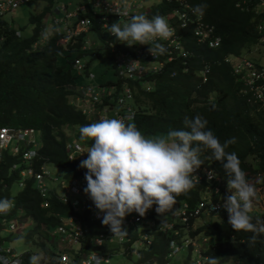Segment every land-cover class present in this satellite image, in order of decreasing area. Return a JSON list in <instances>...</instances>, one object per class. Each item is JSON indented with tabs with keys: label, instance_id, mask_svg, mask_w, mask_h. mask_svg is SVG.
I'll use <instances>...</instances> for the list:
<instances>
[{
	"label": "trees",
	"instance_id": "1",
	"mask_svg": "<svg viewBox=\"0 0 264 264\" xmlns=\"http://www.w3.org/2000/svg\"><path fill=\"white\" fill-rule=\"evenodd\" d=\"M191 2L195 7L207 5L204 15L215 25L221 37L220 42L217 46H209L197 41L191 31L183 30L182 40L188 50L187 56L179 55L165 60L160 71L146 75L152 80V88L149 90L143 87L139 79H124L119 73L115 52L124 49V44L110 35L97 17H92L89 29L78 35L67 47L61 40L62 33L54 32L48 39L42 35L47 26L54 28L51 24L56 13L51 8L53 0H47V4L38 12L30 14L33 23L30 34L22 33L7 19L1 18L0 124L34 127L39 136L38 153L42 158L64 167L66 178L85 176L87 169L80 168V163L68 157L66 144L74 138L63 126L75 125L79 133L81 126L95 122L74 100L80 94L77 85L94 81L95 78L90 79L87 75L89 70L92 71L88 65L98 54L95 49L102 47L115 66L117 78L101 83L114 85V95L122 83H130L134 88L135 114L126 123H134L146 137L152 138L159 133L184 129L186 117L192 119L200 115L208 121L207 128L212 130L222 144L235 138V142L226 151L238 155L246 178L255 188L264 185V99L248 100L251 90L247 89L244 79L234 73L232 60L226 59L244 52L245 48L252 45L264 44V29L256 26V21L264 19V8L253 13L240 10L235 0ZM169 7L170 4L161 2L154 6L153 11L163 13ZM90 33L95 37L97 45L93 38V44L83 48V37H91ZM85 54L90 57L87 61L82 57ZM75 58L85 62L81 73L76 71ZM252 59L257 63V60ZM204 65L210 70L207 79L202 81L199 71ZM81 142L90 146L93 143L92 140ZM209 156L210 152L207 151L200 154L201 160L213 167L227 184L220 162L209 159ZM17 158V155L7 150L1 154L0 199L12 197L14 207L22 208L25 215L33 220V226L26 235L28 240L37 233L51 241V245H46L44 239L38 241L44 251L50 254V258L41 264H58V259L51 258L56 245L52 230L61 223L62 216L71 214L72 205L70 201L61 199L55 185L50 184L42 194L32 176L24 179L23 186H17L18 190L13 193L12 185L16 184L20 177L19 170L24 166L12 167V162ZM41 161L33 159L35 169L39 168ZM206 184L202 181V190ZM197 190L198 185H194L185 194V198L195 202L199 197ZM260 214L257 211L250 213L253 223L257 218L264 221V210ZM87 220L91 231L101 223L100 219ZM199 228L209 237L211 243L208 251L218 260L233 258L240 264H264V233L249 247L248 239L253 233L236 232L228 224L226 210L219 212L217 219L208 220ZM169 238L170 235L158 231L151 244L141 250V257L154 256L158 257L159 263L162 262L163 255L168 251ZM4 240L6 237L0 230V247ZM62 244L59 242L60 247ZM212 245L220 253L211 249ZM90 248L93 246L85 243V250ZM98 248L104 252L107 250L105 246ZM184 254L185 259L189 257L188 252ZM29 258L28 253L24 254L19 264H29ZM173 263L180 264V260H173Z\"/></svg>",
	"mask_w": 264,
	"mask_h": 264
},
{
	"label": "built area",
	"instance_id": "2",
	"mask_svg": "<svg viewBox=\"0 0 264 264\" xmlns=\"http://www.w3.org/2000/svg\"><path fill=\"white\" fill-rule=\"evenodd\" d=\"M26 1L28 0H0V19L4 17L6 12L13 11L20 3ZM159 1L129 0L131 5L128 9L129 14L124 17H120L113 12L117 7L123 6V0H93L90 6H87L83 1L77 3L71 10L67 9V5L59 4L58 8L61 14L53 17V23L51 24L54 28L59 29L57 33L63 34L66 39L65 43L68 46L69 43H72L71 41L68 42L69 40L76 38L89 29L92 17L100 19L102 27L108 32V26L117 22L120 18L128 22L132 15L144 14L151 19L159 14L153 11L155 4ZM177 1L179 5L176 4L172 11L159 14L167 20L173 32V35L168 40L159 41L167 49L165 54L155 57L148 51L150 45L139 44L131 47L124 44V49L116 53L119 73L124 79H135L160 71L165 60L174 59L179 55L187 56L188 50L183 45L181 28L192 29L198 41H207L211 46L219 44L220 36L214 32L213 24L203 21L202 17L198 18L193 13V7L188 0ZM236 4L242 8L260 10L264 7V0H237ZM184 24H187V26L183 27ZM88 45L90 44L83 39V48ZM229 58L231 57L227 59ZM131 61L136 62L130 69ZM74 65L76 71L81 73L85 62L80 58H75ZM232 65L234 73L244 79L247 89L251 90L249 97L252 99L263 98L264 88L261 90L260 87L264 84V65H258L251 57L244 58L243 56H238L235 60L232 58ZM207 70L208 66H206ZM203 73L205 74L206 72ZM87 75L90 79L95 78L93 71L89 70ZM142 83L146 85L147 89L151 88L149 81H143ZM77 89L80 90V94L75 97V104L95 122L101 118L124 119L126 122L135 114L134 89L130 83H122L121 88L117 90L115 95L116 88L114 85L95 81L81 83ZM110 106H113L111 115L107 113L108 109H111ZM38 137L34 127L0 124V157L4 150H7L12 155L18 156L17 160L12 162L13 168L24 165L21 166L19 170L20 177L17 178L19 187L23 186L24 179L32 176L37 188L43 194L48 189V185L45 182V175H47L48 178L53 179L55 182L57 181L64 189V192H59V196L63 200L70 201L74 212L68 216H63L62 222L52 231L58 235L59 240L67 248L72 246H75V248L73 252H68L57 247L58 250L53 255L55 259L62 261L63 264H72L74 262L78 264V261L79 264H94L92 257L99 255L103 258L102 264H111V251L109 249H115L120 245L123 253L136 254L137 261L133 264H174L173 260H180V264H184V258L183 260L181 259L183 251L185 253L196 252L192 264L206 263L208 256L202 255V237H200L202 234L196 231L197 226L200 224V222H197L202 219V213L223 209L219 207L223 200L221 196L223 179L213 167L202 164L192 177L194 184L202 183V181L209 184L206 198L197 197L195 202L192 203L188 199L177 197L175 208L181 209L179 215L168 214L160 217L155 211V205L148 210L144 220L138 213L128 214L124 221V228L127 230V234L122 238L113 237L109 227L101 223L94 227V231L90 230L87 219L96 220L100 218L97 216L98 210L93 202L83 191L87 184L85 177H73L69 181L53 177L47 160L38 153L40 145ZM66 148L68 157L71 160H76L80 163L81 160L87 158L88 154L86 151L89 146L75 138L67 142ZM82 152L85 153L82 154ZM33 159L42 160L38 165L39 168H34ZM212 171H214L215 176L209 180V173ZM70 193L74 196H71ZM214 193L218 194L217 198H213L212 195ZM9 200L12 203V208L6 215L0 214V224L7 231L21 230L24 227L17 228L25 220L23 218L24 213H21L22 208L16 209L14 207L15 204L12 197ZM142 220L143 223L151 228V231L149 229L137 231V223ZM158 231L163 232L164 235H170L168 251L163 255L164 260L160 263L158 262V257H141V250L144 249L142 247L146 248L150 245ZM97 237L102 238L104 243L96 244L94 241ZM85 243L93 247L105 246L107 250L105 252L99 251L97 248L85 250ZM23 252L16 251L13 246L3 245L0 249V256H6L12 264H17L21 260L20 257ZM175 254L178 257H173Z\"/></svg>",
	"mask_w": 264,
	"mask_h": 264
},
{
	"label": "clouds",
	"instance_id": "3",
	"mask_svg": "<svg viewBox=\"0 0 264 264\" xmlns=\"http://www.w3.org/2000/svg\"><path fill=\"white\" fill-rule=\"evenodd\" d=\"M161 2L170 4L169 9H165L163 13L170 12L176 4L179 5L177 0H160L155 6ZM188 2L193 7L192 11L198 18L202 17L203 21L213 24L206 19L204 15L207 7L206 4L197 5L195 7L191 0H188ZM236 2L237 0H235L236 7L243 11L256 13L264 8L260 10L246 7L242 8L238 6ZM130 7L129 0H123V6L117 7L113 12L120 17L128 16V9ZM57 9L59 8L57 7ZM154 12L159 13L157 11ZM159 14L153 16L151 19L144 14H135L131 16L128 22H122L120 18V20L108 26V32L115 37V39L120 41V43L126 44L129 47L137 44L150 45L148 51L153 56L157 57L163 55L167 49L159 41L168 40L173 35V32L167 20ZM55 16L56 15H54V17ZM186 26L187 24L183 25V27ZM213 26L214 32L218 34L214 24ZM256 26L259 29H264V19L256 21ZM181 29L182 31L189 30L193 34L192 29ZM58 31L59 29L47 26L43 30L42 35L45 39H48L54 32ZM193 36L195 37L194 34ZM200 42L208 44L207 41ZM230 59L232 60V57ZM135 62L136 61L130 62V69L134 66ZM203 67L199 73L201 74V80L205 81L207 78L205 77L204 79V75H208L210 69L204 74ZM135 79H139L146 90L152 88V80L147 78L146 75ZM143 81H149L151 83V88L147 89L146 85L142 83ZM251 99L252 98L248 97V100ZM258 99H264V97ZM207 124L208 121L200 115H196L192 119L186 117L184 120V129L170 130L166 135L152 138L146 137L134 123H126L124 119L101 118L97 122L80 127V139L83 141L92 140L93 143L91 147L87 144L89 146L86 151L88 154L87 158L81 160L79 164L80 168L87 169L85 176L74 177H85L87 184L83 191L89 196L95 208L98 210L97 216L101 219V223L109 227L113 237L122 238L127 234V230L124 228V221L128 214L135 212L143 217L153 205L156 206L155 211L160 217L167 216L168 214L179 215L181 209L175 208L177 197L186 199L185 194L189 192L194 185H198V198L201 196L202 198H206L208 196L207 186H209V184L206 182V188L202 190V183L194 184L192 177L202 164H206L201 160L200 154L207 151L210 152L209 159L220 162L227 177V184L224 180L221 184V196L223 200L219 207L223 209L219 211H209L207 213H210L209 215L219 214V212L226 210L228 213V224L236 232L244 231L253 233L248 239L249 247L257 242V239L264 233V221L257 218L256 222L253 223V217L250 215L252 211L255 212L253 206L254 200L257 197V190L254 184L250 183L246 178V173L240 166L238 155L234 152L230 153L226 151V148L235 142V138L225 141L222 144L212 130L207 128ZM7 125L18 126L15 124ZM194 144L195 146H193ZM83 153L85 152H82V154ZM48 163L50 162L47 161V164ZM214 176V171L210 172L209 180ZM61 178L69 181L73 177L66 178L63 175ZM53 183H55L56 189L58 185L60 186L57 181ZM15 185H17V181ZM225 187L228 188V192H226ZM62 191L64 192L63 188L61 190L57 189L58 194ZM217 195L218 194L214 193L212 196L213 198H217ZM11 208L12 203L9 199H0V214L6 215ZM73 212L74 210L72 207L71 213ZM202 214H205V212ZM23 218L25 220L27 219L25 211ZM200 221H202V219H200ZM207 221L208 220H203L196 228V231L202 234V236H200L202 237V255L208 256L205 264H240L238 260L233 258L218 260L217 257L211 255L208 251L211 241L208 239L209 237L207 235H204L205 231L199 228ZM0 230L7 239L13 234H16V232H22L23 229L7 231L3 228V225L0 224ZM52 235L55 237L56 245L54 247L57 246L68 252L74 251L75 246L67 248L65 244H62L63 246L60 247L59 242L61 243V241L58 235L55 233ZM27 242H29V240H27ZM94 242L96 244H103L104 240L97 237ZM3 245L4 244H2V246ZM35 246L36 245L25 248L20 257L21 260L26 253L30 256L29 264H41L42 259L47 260L50 258L48 252L47 257H44V255L41 256L40 254L45 253L44 249ZM94 247L99 250V246ZM119 247L120 245L115 249H109V251H111L110 255L112 253H119L121 251ZM211 249L217 250V247L212 245ZM218 252L220 253V251ZM54 253L51 258H54ZM184 253L183 251L181 254L182 260L185 256ZM195 256V251L189 253V257L186 259L184 258V264H192ZM102 259L103 258L99 255L92 257L94 264H102ZM21 260L17 264H19ZM136 261L137 259L134 260V262ZM0 264H12V262H10L6 256H0ZM58 264H63V262L59 261ZM74 264H77V262H74Z\"/></svg>",
	"mask_w": 264,
	"mask_h": 264
},
{
	"label": "rangeland",
	"instance_id": "4",
	"mask_svg": "<svg viewBox=\"0 0 264 264\" xmlns=\"http://www.w3.org/2000/svg\"><path fill=\"white\" fill-rule=\"evenodd\" d=\"M62 2H69L71 1V4H76L74 3L75 1L78 2L79 0H59ZM111 1V0H108ZM56 2V1H53ZM93 0H89L90 5L92 4ZM45 4H47V0H28L26 2H22L20 3L15 9H13V11H8L4 14V19H7L9 22L12 23V25L14 27L19 28L22 33L24 34H30L32 32V28H33V23L30 21V14L32 12H38ZM120 20V19H119ZM122 22H127L125 19H121ZM91 37H83V39L85 41H87V43H89L90 45L93 44V38L95 40V37L90 33L89 34ZM64 38V39H63ZM61 38V40L65 43L66 39L65 37ZM76 40V38L69 40L68 42H74ZM95 44L97 45V41L95 40ZM65 46L67 47V44L65 43ZM126 46V45H125ZM121 49H118V51H116L115 53L119 52ZM96 52H98V54L96 56H94L90 62H89V68L95 73V82H107L108 80H112L114 78H117V73H115V66L112 64V61L110 59V57L103 51L102 47L100 48H96L95 49ZM238 56H243L244 58L246 57H251L254 58L255 60H257V64L258 65H264V44H256V45H252L248 48L244 49V52L237 54L236 56L232 57L234 60L238 58ZM83 60L87 61V59H89V54H85L82 55ZM206 66L204 65L203 67V72H206ZM209 69V68H208ZM205 77L207 78L208 75L205 74ZM78 86V85H77ZM264 88V84L263 86L260 87V89L262 90ZM109 115L112 114V109H108L107 112ZM64 130L66 132H68L71 136V138H75L78 140L80 139V133L77 132V127L75 125L73 126H63ZM168 132H163V133H159L157 134L158 136L160 135H166ZM36 135L38 136V133H36ZM82 141V140H81ZM49 168L51 169V171L53 172V177L56 178H60L63 177L66 169L62 166H56L52 163H48ZM46 179L45 182L46 184L49 186L51 185H55L54 180L48 178L47 175H45ZM251 183V181H250ZM18 185H14L12 186V192L15 193L18 190ZM58 190H61V186H57ZM226 192H228V188L225 187ZM256 190H257V197L254 200V206L253 209L255 211H257L259 214L264 210V185L262 186H256ZM71 196H74L72 193H70ZM21 213H24V210L22 209ZM210 213H205L202 214V221H198V222H203V220H211V219H217L218 218V214H211ZM146 216H143V220L145 219ZM261 217V214H260ZM143 220L139 223H137V231L139 232L140 230L143 229H149V231H151V228L146 225L145 223H143ZM33 226V220L30 217H27L26 220H23L17 229H20L21 227H24L22 232H16V234H13L10 238H7L3 244L6 246H13L15 247L16 251H23L25 248L28 247H33L34 245H36L35 247L43 249L42 246L40 244H38V241H40V239H44L45 240V244L46 245H51V241H49L48 239H45V236L43 235H39L37 233H34L31 237L29 242H27L28 239H26V235L28 233V230ZM53 246V244H52ZM145 248V247H142ZM55 251L58 250L57 246L54 247ZM119 249L121 250L119 253H112L110 255V263L111 264H133L134 260L136 259V254L132 253L131 255H127L125 253L122 252V247L120 246ZM46 253V254H45ZM40 254L41 256L44 255V257H47L48 253L45 252ZM173 257H178L177 254H175ZM45 260L42 259L41 262H44Z\"/></svg>",
	"mask_w": 264,
	"mask_h": 264
},
{
	"label": "crops",
	"instance_id": "5",
	"mask_svg": "<svg viewBox=\"0 0 264 264\" xmlns=\"http://www.w3.org/2000/svg\"><path fill=\"white\" fill-rule=\"evenodd\" d=\"M53 1H56V2L53 3V5L51 7L54 10V12H56L55 15L61 14V12L59 11V9H57V7H58L59 4H65V5H67V9L68 10L73 9V7L77 3H80V2H83V1L86 3L87 6H90L89 0H79L78 2L75 1L74 2V3H76L75 5L74 4H71L72 3L71 1L66 2V3L65 2H62V1H59V0H53ZM50 15H46V17H50Z\"/></svg>",
	"mask_w": 264,
	"mask_h": 264
}]
</instances>
